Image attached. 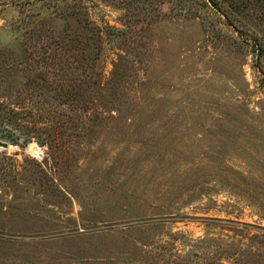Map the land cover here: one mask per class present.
<instances>
[{
    "label": "rangeland",
    "instance_id": "rangeland-1",
    "mask_svg": "<svg viewBox=\"0 0 264 264\" xmlns=\"http://www.w3.org/2000/svg\"><path fill=\"white\" fill-rule=\"evenodd\" d=\"M0 144V264H264V0H0Z\"/></svg>",
    "mask_w": 264,
    "mask_h": 264
},
{
    "label": "bare ground",
    "instance_id": "bare-ground-1",
    "mask_svg": "<svg viewBox=\"0 0 264 264\" xmlns=\"http://www.w3.org/2000/svg\"><path fill=\"white\" fill-rule=\"evenodd\" d=\"M31 146V145H30ZM4 147L6 148V145H4ZM30 148V147H29ZM31 153L34 155V154H39L40 153V150L37 149L36 145H32L31 146Z\"/></svg>",
    "mask_w": 264,
    "mask_h": 264
},
{
    "label": "water",
    "instance_id": "water-1",
    "mask_svg": "<svg viewBox=\"0 0 264 264\" xmlns=\"http://www.w3.org/2000/svg\"><path fill=\"white\" fill-rule=\"evenodd\" d=\"M1 145V144H0Z\"/></svg>",
    "mask_w": 264,
    "mask_h": 264
}]
</instances>
